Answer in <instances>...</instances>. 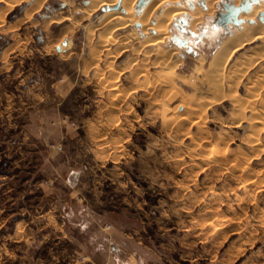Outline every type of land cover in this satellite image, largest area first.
Instances as JSON below:
<instances>
[{
	"label": "rangeland",
	"instance_id": "374dc122",
	"mask_svg": "<svg viewBox=\"0 0 264 264\" xmlns=\"http://www.w3.org/2000/svg\"><path fill=\"white\" fill-rule=\"evenodd\" d=\"M17 1L0 0V264H264V111L242 114L228 97L181 118L187 104L213 97L204 78L237 28L218 26V13L235 0L216 1L212 14L207 0H179L204 11L194 30L189 15L176 16L167 38L143 46L156 32L128 39L139 27L130 26L108 49L101 14L81 12L89 0L37 9V0ZM260 44L237 51L228 67ZM261 68L264 60L237 95L251 99ZM180 88L183 101L166 103ZM219 132L230 162L212 152ZM217 220L228 224L214 231Z\"/></svg>",
	"mask_w": 264,
	"mask_h": 264
},
{
	"label": "bare ground",
	"instance_id": "6f19581e",
	"mask_svg": "<svg viewBox=\"0 0 264 264\" xmlns=\"http://www.w3.org/2000/svg\"><path fill=\"white\" fill-rule=\"evenodd\" d=\"M21 1L22 0H18L17 3L21 4ZM216 1H218V0H207L206 7H207V13L208 14H212L213 11L215 10L214 4ZM44 2H45V0H37L36 5H35L36 9L40 8ZM15 3L16 2H14V1H10V3L8 4V7L11 9L15 5ZM240 3H241V0H235L234 4H232V5L239 7L243 2L241 4ZM32 11L34 12V10H32ZM81 12L83 15H86L88 18L93 16V15L97 16V15L101 14L99 26H102V27L105 26V28H107V30L100 33V39L101 40L99 42H101L102 48L109 47L112 43H115L117 41V39H119L118 36L115 35V32H117V30H122V29H125V28L130 27V26H133V27L139 26L140 31H138L139 27L137 30L135 28H132V32L126 36L128 39L131 36L139 37L140 33L144 34L142 36L144 38L145 35L148 36L149 33L156 32V34H152V35L146 37V39H144L142 41L143 46L144 45L145 46H147V45H151V46L155 45L156 46L159 42H162L165 38H167L170 35L169 26H170V23L172 22V20L176 16L189 15V17H191L189 27L193 30L198 26L199 23L201 24V22L203 21V16H204V11L201 8L197 7L194 9V11L191 12V11H189L187 5H184L179 0H89V2L81 9ZM160 12H162V13L159 15V17H157V19L155 18L156 20L153 22L152 19L154 18L155 14L157 15V13L159 14ZM220 14H222V13H220ZM260 14H263V17H264V2L261 0L258 3L252 4L250 11L241 12L238 15V18L242 19L243 23L241 25L237 26V28L235 25L236 29H233L235 31H233L229 36L225 37L221 46L218 45L220 47L218 48L217 52L215 53V55L213 56V59L210 62V74L206 75L205 76L206 78H204L205 83L208 82L209 92L213 94L212 99L210 101L207 100V102H201L200 101L201 99H199L200 98L199 97L198 98L199 102L197 101L194 105L192 104V106H190V104H187V103H186L187 104L186 106L183 105L184 106V113L182 112V114H183V117H181L182 120L189 121L191 118H194L197 115V113H199L198 111H201L204 107H207V106L209 107L214 102L222 101V100H225L226 98L228 99V97L232 98L234 108L237 111H240L242 114H244L246 112H254V111L256 112V110H257V112L258 111L259 112L264 111V98H263L264 96L262 97V93H261L262 89L264 88V68L263 69L261 68L262 70H260V73H257V75L255 76V79H253L251 81V85L250 84H248L250 86L247 85L248 86V95L250 94L249 96H251V99L250 98L249 99H246V98L243 99L244 97L242 98L240 95H237V92H238V90H239V88L243 82V79H244L247 71L249 69L255 67V66H258L264 60V20H261L259 18ZM3 16H4V11H1L0 12V21L1 22H3L2 21ZM68 18H70V17H68ZM257 18H259L260 20H258ZM229 23H231V22H229ZM220 25L225 26L224 24H220ZM92 28H96V26H93ZM224 28H228V29L231 28V30H232V28H234V27L232 25H229V26H225ZM123 32H124V30H123ZM124 41H125V39H124ZM256 41H260L261 44L256 45V46L252 47L251 49L247 50L246 52H244L240 56V58H238L236 63H234V64L230 65V67H228L230 62H231L232 57L234 56V54L237 51L243 49L245 46H248L249 44H252ZM60 44H62V43L60 42ZM63 44H65V42ZM110 51H112V50H110ZM102 52H103V50H102ZM176 52L177 51L174 52V50H173V52L169 53L167 58L170 59L171 55L176 54ZM111 54H112V52H111ZM164 55H165V53H163L160 56V58H161V60H163V62H167L166 59H163L165 57ZM178 62L179 61H175L174 63H172V65H171L172 69L170 72L171 76L175 75L174 68L179 64ZM203 62L204 61H202V64H203ZM157 64H158V62L156 63V65ZM153 66H155V65H153ZM143 74H147V73L143 72ZM190 80H193L192 76H191ZM162 83L164 84L165 82L162 81ZM163 84H162V86H163ZM228 88H230L231 93L227 94L226 89H228ZM203 89H204V87H203ZM134 90H136V89H134ZM180 92H182L181 88L178 89V91H176L174 94H171L169 96V98L167 99L166 103H171L174 100H176L178 102H182L183 101L182 99L184 97H182L181 94H179ZM228 92H230V91H228ZM129 93H130V91H129ZM121 95H123V94H121ZM120 98L119 99L116 98V99L120 100ZM205 98H208V97H205ZM202 100L204 101V99H202ZM260 100H261V103H259ZM258 103L260 104L259 109L257 107L259 105ZM112 110H113V108H112ZM172 112H173V109H172ZM260 113L262 114V112H260ZM193 115H195V116H193ZM243 118H240L237 122H233V123L234 124L238 123L241 119L244 120ZM255 118H256L257 122H260L263 119L261 117H255ZM235 119H237V118H235ZM197 123H199V122H197ZM229 123H230V121L228 122V124ZM261 123H263V122H261ZM236 125H234V126H236ZM231 126H232V124H231ZM237 126H239V125H237ZM254 126H255V124H254ZM256 129H257V127H256ZM256 129H255V131H256ZM221 131L224 132V130H221ZM257 131H259V130H257ZM225 133H226V130H225ZM259 133H260V131H259ZM227 134L229 136V132H227ZM253 134H254V132H253ZM225 137H226V134L219 132L218 139L220 141H216V142H218V146L215 145V147L213 149L214 151H212V152H214L213 154L216 153L214 156L215 158H216V155H218V156H221L222 158H225V160L227 162H230V160L233 158H231L229 156V158H231V159L230 160H229V158L227 159V157H228L227 151L228 150L219 146L221 144H224L223 140ZM229 137H231V136H229ZM232 138H234V137H231V139ZM252 139H255V138H252ZM258 139H260V138H258ZM258 139L250 141L253 145V146L251 145L252 147L258 146L260 144V143L258 144ZM228 141H230V139L229 140L227 139V142ZM228 143H230V142H228ZM214 144H215V142H214ZM207 145H208V143H207ZM257 148L258 147H256V149ZM208 150H207V152H208ZM229 150H231V149H229ZM204 151H205V149H204ZM207 154H209V153H207ZM228 154H231V153H228ZM224 156H227V157H224ZM231 156H232V154H231ZM222 158H220V160ZM232 163L235 164V162H232ZM212 199H214V198H212ZM195 222H197V220ZM227 224H225V221L217 220V221H214L212 223L211 227L214 231H219V230L224 229ZM22 226H23V223L18 224L16 227V230L21 229Z\"/></svg>",
	"mask_w": 264,
	"mask_h": 264
},
{
	"label": "water",
	"instance_id": "95a60500",
	"mask_svg": "<svg viewBox=\"0 0 264 264\" xmlns=\"http://www.w3.org/2000/svg\"><path fill=\"white\" fill-rule=\"evenodd\" d=\"M260 0H246L239 7L234 5H225V13L220 14V24H228L231 22L232 24L239 26L243 23V20L238 18V15L241 12L250 11L252 4L258 3ZM142 3V2H141ZM140 3V4H141ZM261 20H264L263 14L259 15Z\"/></svg>",
	"mask_w": 264,
	"mask_h": 264
},
{
	"label": "crops",
	"instance_id": "0c3cea01",
	"mask_svg": "<svg viewBox=\"0 0 264 264\" xmlns=\"http://www.w3.org/2000/svg\"><path fill=\"white\" fill-rule=\"evenodd\" d=\"M185 22H183V24H184ZM229 24H231V23H229ZM229 24H227V25H229ZM227 25H225V26H227ZM218 26H220V27H225V26H221V25H218ZM204 28H206V27H204ZM66 44H67V41H65V46H66ZM57 45V44H56ZM55 45V49H56V52H62L61 51V49L59 48V47H57ZM184 46H187V47H189V45H187V43H185L184 44ZM38 158V157H37ZM18 161H22V158H19V160ZM26 167V166H25ZM26 170V168H21V170L20 171H23V172H26L25 171ZM26 173H28V172H26ZM76 175H78V174H76ZM26 175H24L23 177H25ZM3 185H6V182L5 183H3ZM10 189H12V188H10ZM76 192V191H75ZM78 192V191H77ZM73 194V191H71L70 192V198H73V196H71ZM59 197L57 196V199H58ZM63 200H66V199H63ZM66 203V202H65ZM13 204H15V200H13L12 202H11V204L10 205H13ZM20 223H23V227H22V229H20V230H16L15 228L17 227V225L18 224H20ZM15 224H17L16 225V227H15ZM14 225H12L11 226V229H12V232H13V234H15L16 236L19 234V233H21V231L24 229V226H25V220L24 219H21V220H19V221H17V223H15ZM115 249V251H117L118 249L117 248H114ZM115 260H116V264H133L134 262H136L137 264H143V263H141V259H135L134 261H132L131 259L130 260H121L120 258H116L115 257ZM104 264H106V263H104ZM135 264V263H134Z\"/></svg>",
	"mask_w": 264,
	"mask_h": 264
},
{
	"label": "flooded vegetation",
	"instance_id": "af4514ba",
	"mask_svg": "<svg viewBox=\"0 0 264 264\" xmlns=\"http://www.w3.org/2000/svg\"><path fill=\"white\" fill-rule=\"evenodd\" d=\"M218 18H219V22H220V12L218 13ZM178 28H180L181 29V31H183V28H184V26H182V25H178ZM178 40H180V42L182 43V45H184L185 43H187V41L186 40H181L179 37H176Z\"/></svg>",
	"mask_w": 264,
	"mask_h": 264
}]
</instances>
